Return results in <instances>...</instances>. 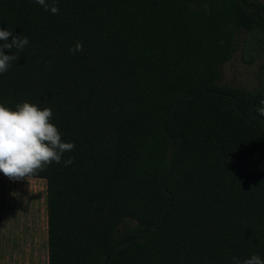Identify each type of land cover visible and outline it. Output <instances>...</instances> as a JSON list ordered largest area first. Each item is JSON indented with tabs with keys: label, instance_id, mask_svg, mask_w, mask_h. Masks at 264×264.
I'll return each instance as SVG.
<instances>
[{
	"label": "trees",
	"instance_id": "16d2710c",
	"mask_svg": "<svg viewBox=\"0 0 264 264\" xmlns=\"http://www.w3.org/2000/svg\"><path fill=\"white\" fill-rule=\"evenodd\" d=\"M56 6L0 0V28L29 40L11 49L0 103L50 108L74 144L24 177L45 181L47 264L264 258V2ZM240 43L257 84H217Z\"/></svg>",
	"mask_w": 264,
	"mask_h": 264
},
{
	"label": "clouds",
	"instance_id": "9594fccd",
	"mask_svg": "<svg viewBox=\"0 0 264 264\" xmlns=\"http://www.w3.org/2000/svg\"><path fill=\"white\" fill-rule=\"evenodd\" d=\"M35 3L51 14L59 11L57 0H35ZM28 43L27 36H13L11 29L0 28V74L18 60L11 49L20 52ZM81 48L78 41L69 51L79 52ZM4 50L10 54H5ZM261 104L257 111L264 114V101ZM51 117L50 108H40L28 101L17 103L14 107L0 103V174L9 178H24L49 163H60L63 153L73 149L72 142L61 139ZM71 162V158L63 160L65 166ZM231 264H264V258L253 253L243 260L232 257Z\"/></svg>",
	"mask_w": 264,
	"mask_h": 264
},
{
	"label": "crops",
	"instance_id": "0c3cea01",
	"mask_svg": "<svg viewBox=\"0 0 264 264\" xmlns=\"http://www.w3.org/2000/svg\"><path fill=\"white\" fill-rule=\"evenodd\" d=\"M6 178L0 175V264H47L45 201L42 215L37 204L20 209Z\"/></svg>",
	"mask_w": 264,
	"mask_h": 264
},
{
	"label": "rangeland",
	"instance_id": "374dc122",
	"mask_svg": "<svg viewBox=\"0 0 264 264\" xmlns=\"http://www.w3.org/2000/svg\"><path fill=\"white\" fill-rule=\"evenodd\" d=\"M261 1L264 2V0ZM218 71L219 76L217 84L251 88L255 86L258 81L259 63L256 60L251 61L250 56L243 51L240 43V46L232 53L230 59L219 65ZM2 181L9 185V187L5 186L4 189H8L6 191H8L11 197L15 199L16 204L21 206L20 209H27L32 204H37L40 206L42 215L45 201L44 180L6 178Z\"/></svg>",
	"mask_w": 264,
	"mask_h": 264
}]
</instances>
